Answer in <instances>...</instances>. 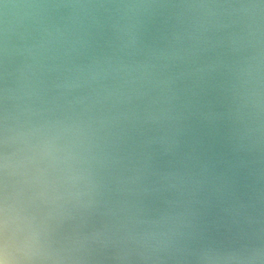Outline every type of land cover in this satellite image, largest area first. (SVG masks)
Wrapping results in <instances>:
<instances>
[{
    "label": "water",
    "instance_id": "water-1",
    "mask_svg": "<svg viewBox=\"0 0 264 264\" xmlns=\"http://www.w3.org/2000/svg\"><path fill=\"white\" fill-rule=\"evenodd\" d=\"M0 264H264V0H0Z\"/></svg>",
    "mask_w": 264,
    "mask_h": 264
}]
</instances>
